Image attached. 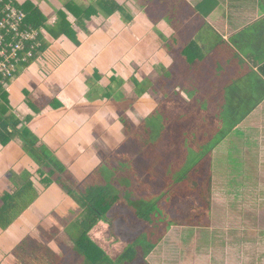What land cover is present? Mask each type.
I'll return each mask as SVG.
<instances>
[{
	"label": "crops",
	"instance_id": "0c3cea01",
	"mask_svg": "<svg viewBox=\"0 0 264 264\" xmlns=\"http://www.w3.org/2000/svg\"><path fill=\"white\" fill-rule=\"evenodd\" d=\"M32 1L45 17L47 28L54 26L58 12H64L71 39L63 34L56 38L44 27L39 29L47 48L10 83L6 92L9 111L20 121L18 127L28 129L37 146L48 150L65 167L79 193L88 196L91 186L100 185L104 162L116 155L125 156L134 172L137 159L121 151L130 153L133 148L128 142L145 131L150 132V178L155 167L165 166L164 177L172 181L171 175H166L169 151L195 150L197 157L198 144L208 149L218 141L195 137L209 133V126H194L197 132H189L193 127L187 125L185 117L203 118L202 109H191L192 101H203L204 94L208 102H222L223 113L226 102L246 103L236 111V117H240L264 95V76L257 62V56L264 54V34L258 25L264 20V0H109L122 7L124 14L107 16L97 10L88 17L80 9L89 11L97 0ZM66 4H72L74 13L67 11ZM186 48L190 52L184 51ZM159 117L164 120L155 121ZM151 118L153 123L144 127ZM257 128L264 135V98L212 148L207 168L202 170L203 175H197L201 182L208 172L211 176L209 209L201 221L199 187L195 204L188 198L190 194L167 191L170 187L162 196L154 195L155 200L150 197L146 204L154 206L152 212H156L151 223L136 216L142 203L139 191L116 188L110 193L106 219L96 226L116 221L121 225H129L126 221L130 225H171L147 255L148 264H264L252 259L250 229L244 233V225H264V206L254 201L264 193V147L257 152L236 136L228 138L236 131L255 135ZM234 149L241 153L239 161L249 163L243 166L248 169L247 178L241 175L243 167L234 169L230 159L226 163ZM118 151L120 154H116ZM220 160H224L223 167L227 165L225 173L224 169L220 171ZM106 171L116 182L114 174ZM45 175L22 149L19 139L0 144V198L27 183L35 193L33 202L12 224L0 229V264L11 262L12 250L37 225L70 227L83 217L77 201L56 183L43 184ZM84 182L88 185L81 190ZM251 189L255 192L253 200ZM174 197L197 209L195 219L178 222L166 215ZM78 211V216L68 219ZM190 222L201 224L186 226ZM232 228L240 231L237 237L223 231ZM190 230H194L193 235L187 237ZM33 234L39 238L36 232ZM254 241L255 255L264 256L257 249L263 248L264 240Z\"/></svg>",
	"mask_w": 264,
	"mask_h": 264
},
{
	"label": "trees",
	"instance_id": "16d2710c",
	"mask_svg": "<svg viewBox=\"0 0 264 264\" xmlns=\"http://www.w3.org/2000/svg\"><path fill=\"white\" fill-rule=\"evenodd\" d=\"M66 9L70 13L73 12L72 4H66ZM79 7H76V9ZM21 9L26 14L25 24L32 27L33 29L39 30L44 27L48 30V33L54 37H58L63 34L66 37L70 38L72 33L70 29V24L66 20V14L64 12L57 13V21L55 22L52 28H47L44 26L45 17L41 13L38 7H36L32 2L25 1L21 5ZM80 9V8H79ZM81 12L85 13L86 17L94 14L97 10H100L105 15L109 16L115 12L124 14V9L115 3L109 0H97L95 6L89 7V11H84L80 9ZM259 28L262 34H264V20L259 22ZM257 25V26H258ZM37 40L40 45L38 51L42 52L47 48V44L43 41L42 36L39 34ZM72 42L77 43L76 40ZM237 42H235L236 44ZM184 51L190 52V49H185ZM184 53V52H183ZM260 56V57H259ZM257 56V62L261 63L259 67L261 74L264 76V54ZM36 56H34L29 64L34 61ZM189 60V57H187ZM28 64V65H29ZM27 65V66H28ZM264 98V95L260 100ZM8 96L6 92L0 93V144L5 145L11 139L17 138L22 143V149L41 167V175H45L42 179L44 185H49L52 182H55L67 195L72 197L77 201L79 206L82 209L83 217L77 223V225H71L67 230L70 240L72 241L71 253L75 258L74 264H148L146 257L149 252L156 246V244L161 240L164 234L167 232L168 228L171 225H168L160 233H155V229L160 227V225H147L150 229L149 237L144 238L143 235L133 241L128 245L121 254L116 259H111L105 252L102 250L94 241L89 237V233L96 226L100 220L106 219V212L110 208L112 195L110 194L111 189L107 186L95 185L91 186L89 189V195H84L76 191V184L73 179H71L66 172L65 168L53 158L48 150L41 146H37V139L32 135L28 129L23 127H18L20 121L9 111V104L7 102ZM260 100L252 103L249 109L244 110V116L251 112ZM223 103L221 104V107ZM225 119L222 126L226 124V132L220 131L218 141H213L208 149L205 148V145L198 144V155L195 157V162L191 166H187V170L182 173H178L175 176H172L174 181L171 184V188H178V190H184L187 194H190L192 197V202L197 201L196 189L199 187V197L201 200L200 208L202 209L200 217L204 216L209 209V193L211 185V176L209 172L205 175L203 181H199L197 175L202 173L204 165L202 160L208 159L212 148L220 142L228 132L235 128L240 120L244 116L232 118V112L238 111L241 108H244L242 102H226L225 103ZM185 122L188 126L195 125L191 121L192 117L186 116ZM203 127L209 126L207 120L203 117L202 119L196 118ZM193 127V126H191ZM148 137H150V132L145 131ZM202 140L209 141V133H205ZM205 151V152H202ZM45 171V172H44ZM177 176V177H176ZM202 178V177H201ZM206 193V196H203V193ZM110 196V197H109ZM35 193L32 190L31 184L27 183L22 189L17 190L12 195L4 194L0 198V229L5 230L9 227L12 222L21 214V212L27 208L34 200ZM139 211L135 212L136 216L144 222H148L151 217L156 218V212L154 206L150 204L141 203L138 205ZM150 216V217H149ZM190 226H200L194 225L193 223Z\"/></svg>",
	"mask_w": 264,
	"mask_h": 264
},
{
	"label": "rangeland",
	"instance_id": "374dc122",
	"mask_svg": "<svg viewBox=\"0 0 264 264\" xmlns=\"http://www.w3.org/2000/svg\"><path fill=\"white\" fill-rule=\"evenodd\" d=\"M19 3L23 4L25 1L33 2L32 0H17ZM156 3H158V0H155ZM153 9V7H152ZM193 103L191 107H198V109H202V112L200 113L201 117H204L205 120H207L209 124V133L212 134V139L209 141H213V138L216 140L219 137L220 131L226 132V124L222 126V123L224 122L223 118L225 119V114L223 113V110H221V104L222 102H208L206 101V98L203 94V101H192ZM225 104V103H224ZM244 105L246 103H243ZM237 116V112H232V118H235ZM160 119H155V121H161L164 120L163 118L159 117ZM192 123L195 125H198L200 127H203L202 124H200L198 121H196V117H192ZM166 121H169V119H165ZM153 123V119H149L148 122L144 123V127H149L150 124ZM157 126V124H156ZM189 132L196 131V127L194 125ZM194 129V130H193ZM155 131V130H154ZM197 132V131H196ZM156 133V131H155ZM157 134V133H156ZM156 134L153 136V139L156 137ZM234 135V136H233ZM233 135L229 134L228 138L238 137V141H243L247 145H249L250 148L256 149L257 152L259 150V147H264V135L263 132H259V128L256 129L255 135L252 133L242 134L239 131H236L233 133ZM198 138H202L203 135L195 136ZM134 140H131V142H128L129 145H131L132 151L129 153L128 151H121V153H126V155L133 154L134 158L138 161V166L136 167V170L132 172V169H130L129 166L130 162L125 156H114L113 158H110L108 162H104L103 164V172L102 178L99 179V184L101 186H107L109 189L114 190L117 188L118 191L121 190H129L133 192H138V200L142 201V203H146V200H150V197L154 199L155 196H162V194L167 190L168 187H171V184L174 182L173 180L168 182V178L164 177L165 175V166L155 167L152 170L151 178H150V137H148L146 134H138L134 135ZM212 144V143H211ZM210 144V145H211ZM190 149V146H189ZM199 150V149H198ZM234 154L229 153V158L225 157L226 163L230 159V165L237 169L239 167H247L248 164H245L242 161H239V157L241 156V153L234 149ZM264 149H262L263 152ZM199 152V151H197ZM205 152V151H202ZM253 152V150H252ZM170 157H166L165 161L169 164L168 171H166V175H172L175 176L178 173H182L185 170H187V166L193 165L195 162V150H171L168 152ZM200 153V152H199ZM225 152H223L224 154ZM116 154H120V151ZM198 154V153H197ZM222 154V155H223ZM125 155V154H123ZM233 155H236L237 157L234 158ZM132 156V155H131ZM219 157V155L217 156ZM222 159V158H220ZM225 160V159H224ZM224 160L219 161V168L222 172V169H224V173L226 172L224 164ZM181 161H187L186 165L185 163L180 164ZM223 161V162H222ZM204 165V169L207 168V158L201 161ZM250 162L253 164L255 163V160L253 158L250 159ZM165 165V163H164ZM243 167L242 176H246L247 178V172L248 169ZM65 168V167H64ZM109 170L112 172V175L114 174L116 182L112 178V176L107 173ZM43 172V170H41ZM45 172V171H44ZM168 172V173H167ZM172 176L169 178H172ZM177 177V176H176ZM252 178L251 185L254 184L253 177ZM151 179V180H150ZM150 181H152L150 183ZM55 183V182H52ZM95 184V182H94ZM98 183L95 185L97 186ZM88 185V182L82 183L80 186L81 190L84 189V186L86 187ZM173 191L178 190V188L174 189H168L167 191ZM254 189H251L252 191V200L254 198L255 192H253ZM179 191V190H178ZM184 192V190H182ZM130 195V194H129ZM133 197V196H132ZM190 198V195L188 196ZM184 199V198H183ZM163 201V199H159ZM158 200V201H159ZM191 200V198H190ZM188 201V200H187ZM256 205L264 206V193L261 197L257 198ZM164 202V201H163ZM162 202V204H163ZM185 201L182 200L180 197H174L170 200L171 206H168L166 209V215L170 216L171 219L175 221H184L185 218L188 219H195V215L197 209L193 206H191L189 203L185 204ZM192 202V200H191ZM169 203V204H170ZM193 204L196 203L192 202ZM120 208L119 210H121ZM202 211V210H201ZM80 211L76 213H71L68 216V219H74L75 216H78ZM201 214V213H200ZM122 216V213L119 214ZM111 221L115 219V214L110 215ZM131 216V215H130ZM200 217V215H198ZM132 217V216H131ZM202 218H200L199 221H201ZM64 222H67L64 220ZM185 222H187L185 220ZM69 223H72V220H69ZM119 223V224H118ZM201 224V222H199ZM198 223V224H199ZM37 225L33 232H36L39 236V238H35V235L32 233L27 234V236L24 238V240L19 243L18 246H16L11 253L12 259L11 262L9 261L7 264H74L75 258L73 254L71 253V247L72 243L69 240V236L67 233V229L69 226L67 225ZM61 224V223H60ZM118 224V225H116ZM126 224L129 225H121L120 221H116L112 225H99L94 227L93 232L90 234L93 240L100 244L104 252L111 258L116 259L120 253L133 241H135L137 238L143 235L144 238L149 237L150 229L147 225H130L126 221ZM73 225V224H71ZM168 225H160V227H157L155 229V233L162 232L163 229H165ZM185 226V225H183ZM190 226V225H186ZM205 226V225H201ZM207 226V225H206ZM224 227V225H222ZM246 227V230H244V233H247V230L249 231V237L251 239V245H250V254L252 259H258L264 261V256L261 255H255L257 252L256 250V243L254 240H264V225H244ZM195 227V226H194ZM234 227V226H233ZM93 229V228H92ZM231 229H225L226 233L233 234L235 233L234 237H237V233H239L235 228ZM194 230H190V233L187 235V237L193 235ZM243 233V232H242ZM225 237V234H224ZM42 240V242H39V240ZM53 241H50L52 240ZM52 242V243H51ZM54 242V243H53ZM221 245V244H220ZM238 246V245H237ZM235 247L236 249H239V247ZM223 247L219 246V249H222ZM257 249L260 250L259 253H262L264 255V246L262 249H260V246L257 247ZM250 264H260L255 261H251Z\"/></svg>",
	"mask_w": 264,
	"mask_h": 264
},
{
	"label": "built area",
	"instance_id": "2783aa9c",
	"mask_svg": "<svg viewBox=\"0 0 264 264\" xmlns=\"http://www.w3.org/2000/svg\"><path fill=\"white\" fill-rule=\"evenodd\" d=\"M17 0H0V93L36 56L40 31L25 24L26 14Z\"/></svg>",
	"mask_w": 264,
	"mask_h": 264
}]
</instances>
